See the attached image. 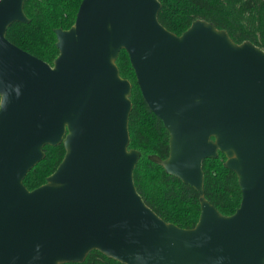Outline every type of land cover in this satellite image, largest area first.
<instances>
[{
	"label": "water",
	"instance_id": "1",
	"mask_svg": "<svg viewBox=\"0 0 264 264\" xmlns=\"http://www.w3.org/2000/svg\"><path fill=\"white\" fill-rule=\"evenodd\" d=\"M22 4L0 0V264L81 263L92 250L120 264H264V52L200 20L176 36L156 0H81L53 31L49 66L5 39L28 23ZM120 50L168 135L162 170L198 196L191 229L164 223L133 186ZM58 144L55 170L26 190L43 146ZM217 152L240 191L226 217L203 198L201 163Z\"/></svg>",
	"mask_w": 264,
	"mask_h": 264
},
{
	"label": "trees",
	"instance_id": "2",
	"mask_svg": "<svg viewBox=\"0 0 264 264\" xmlns=\"http://www.w3.org/2000/svg\"><path fill=\"white\" fill-rule=\"evenodd\" d=\"M81 0H23L22 11L28 23H12L5 39L18 49L51 66L57 56L54 46L55 29L72 26ZM157 22L168 32L179 36L196 20L224 31L235 43L249 42L264 52V0H156ZM115 66L121 79L130 85L131 109L127 120L128 146L139 158L132 170V181L142 202L164 223L179 229H191L199 215L196 192L178 179L164 173L160 162L168 153V135L161 122L146 107L128 58L120 50ZM43 159L22 179L26 190L44 184L61 161V144L43 146ZM224 156L217 152L214 159L201 163L203 198L221 216H230L240 202V191L233 172L223 167ZM120 264L92 250L81 263Z\"/></svg>",
	"mask_w": 264,
	"mask_h": 264
}]
</instances>
